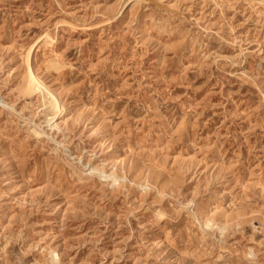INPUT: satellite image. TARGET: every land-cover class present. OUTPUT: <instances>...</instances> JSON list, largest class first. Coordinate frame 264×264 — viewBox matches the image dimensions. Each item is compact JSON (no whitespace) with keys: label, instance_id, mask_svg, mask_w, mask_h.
Returning <instances> with one entry per match:
<instances>
[{"label":"rangeland","instance_id":"obj_1","mask_svg":"<svg viewBox=\"0 0 264 264\" xmlns=\"http://www.w3.org/2000/svg\"><path fill=\"white\" fill-rule=\"evenodd\" d=\"M141 1L0 0V264H264V0Z\"/></svg>","mask_w":264,"mask_h":264},{"label":"bare ground","instance_id":"obj_2","mask_svg":"<svg viewBox=\"0 0 264 264\" xmlns=\"http://www.w3.org/2000/svg\"><path fill=\"white\" fill-rule=\"evenodd\" d=\"M141 1V0H140ZM156 1V0H155ZM142 2V1H141ZM158 2V1H157ZM260 2V1H258ZM262 2V1H261ZM134 3V2H133ZM171 3V2H170ZM158 4V3H157ZM163 4V3H162ZM124 5V4H123ZM122 5V6H123ZM167 5V4H166ZM130 6V5H129ZM160 6V5H159ZM169 7V6H168ZM121 8V7H120ZM141 8V7H140ZM123 9V8H122ZM126 10V9H125ZM117 14V13H116ZM120 14V13H118ZM117 14V15H118ZM105 17H107L106 15H104ZM108 19V18H107ZM110 19V18H109ZM62 20V19H61ZM115 20V18H114ZM111 21V20H110ZM56 25V24H55ZM58 25V24H57ZM56 25V26H57ZM41 35V34H40ZM43 35V34H42ZM46 36V35H44ZM39 37V36H38ZM42 38V37H41ZM37 39V38H36ZM50 39V38H49ZM48 40V37H46L45 41ZM39 41H35L32 44L29 45L27 53L25 55L26 58V62H27V72H26V86H24L26 94H28L29 96H32V94H34L35 92H41L43 94V105L46 107L47 112L46 115H49V118H47L46 120H48L50 123H53L52 125H57L58 121L57 119L60 116V113L62 112L61 109V105H60V100L56 99L55 94L54 96L52 95V93L48 90L47 85L45 84V82L41 79V77L39 76V74L37 72H35L34 67L31 66V58L33 56V53L35 51L36 46L38 45ZM52 42V41H51ZM20 43V42H19ZM50 43V42H49ZM260 43V42H259ZM40 45V44H39ZM37 49V48H36ZM35 54V53H34ZM23 82V81H22ZM25 83V82H24ZM23 83V85H24ZM64 86V85H63ZM20 87H22L20 85ZM23 89V88H22ZM21 90V89H20ZM53 92V91H52ZM53 93H57V92H53ZM26 94H24L26 96ZM41 95V94H40ZM3 99V98H2ZM5 100V99H4ZM59 100V101H58ZM28 103V102H27ZM33 103V102H32ZM40 104V103H39ZM42 104V103H41ZM140 106V105H139ZM129 107V106H128ZM132 108V107H131ZM56 110L54 113H52V111ZM51 113V114H50ZM63 119V118H62ZM59 120V119H58ZM48 122V123H49ZM33 123V122H32ZM50 125V124H49ZM35 132V131H34ZM39 133V132H38ZM37 134V133H36ZM101 159V158H100ZM198 164V163H197ZM200 165V164H199ZM97 171V170H96ZM115 179V178H114ZM117 183V182H116ZM115 183V184H116ZM113 184V183H112ZM117 185V184H116ZM244 186V185H242ZM127 190V189H126ZM135 207V206H134ZM163 226V225H162ZM48 251V250H47ZM250 252V251H249ZM52 254V252H51ZM50 255V254H49ZM54 256V254H53ZM249 256V255H248ZM52 263V261H50Z\"/></svg>","mask_w":264,"mask_h":264}]
</instances>
